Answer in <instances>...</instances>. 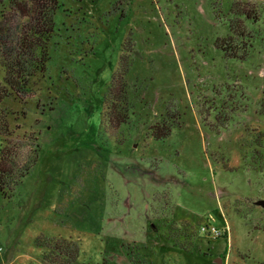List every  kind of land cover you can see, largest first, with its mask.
<instances>
[{"label":"rangeland","instance_id":"obj_1","mask_svg":"<svg viewBox=\"0 0 264 264\" xmlns=\"http://www.w3.org/2000/svg\"><path fill=\"white\" fill-rule=\"evenodd\" d=\"M57 1L46 72L0 108V264L58 241L69 264H264V0ZM236 2L244 60L218 46Z\"/></svg>","mask_w":264,"mask_h":264},{"label":"trees","instance_id":"obj_2","mask_svg":"<svg viewBox=\"0 0 264 264\" xmlns=\"http://www.w3.org/2000/svg\"><path fill=\"white\" fill-rule=\"evenodd\" d=\"M57 9V0H0V64L5 71L4 84L0 85V108L6 98L22 100L27 97L32 92L31 81L46 72L49 61V38L54 30V15ZM231 13L235 15L230 21L231 36L219 40L218 46L227 57L244 60L249 47H252L250 43L254 37L245 23H257L259 17L251 15L238 2L234 3ZM122 66L126 70L125 65ZM7 120L6 116L0 115L2 193L6 192L5 179L12 175L14 169L11 161L12 151L2 145V136L9 135L10 131ZM161 126V129L157 126V130L164 133L158 139L164 138L171 131L168 125ZM61 243L63 242L58 241V244L48 246L47 243L39 242V247L45 249L47 247L44 254L47 263L69 264L74 259L73 248H64Z\"/></svg>","mask_w":264,"mask_h":264},{"label":"built area","instance_id":"obj_3","mask_svg":"<svg viewBox=\"0 0 264 264\" xmlns=\"http://www.w3.org/2000/svg\"><path fill=\"white\" fill-rule=\"evenodd\" d=\"M205 229H206V228L203 227V230H205ZM211 230H212V233H215L216 237H221V236H223V235L226 234L225 231H219V230H217V229H215V228H212Z\"/></svg>","mask_w":264,"mask_h":264},{"label":"water","instance_id":"obj_4","mask_svg":"<svg viewBox=\"0 0 264 264\" xmlns=\"http://www.w3.org/2000/svg\"><path fill=\"white\" fill-rule=\"evenodd\" d=\"M257 205H260L262 207H264V200H260L256 203ZM221 263V261H219V264Z\"/></svg>","mask_w":264,"mask_h":264}]
</instances>
